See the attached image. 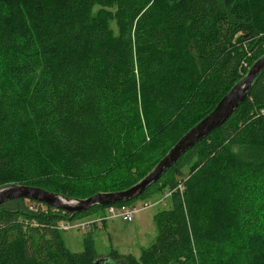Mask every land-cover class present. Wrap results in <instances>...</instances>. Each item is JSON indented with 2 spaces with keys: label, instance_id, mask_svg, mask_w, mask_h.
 Here are the masks:
<instances>
[{
  "label": "trees",
  "instance_id": "16d2710c",
  "mask_svg": "<svg viewBox=\"0 0 264 264\" xmlns=\"http://www.w3.org/2000/svg\"><path fill=\"white\" fill-rule=\"evenodd\" d=\"M263 54L264 0H0V187L129 188ZM155 193L171 206L153 214L152 242L109 261L264 264V72L221 126L115 205ZM100 210L0 204V264H93L98 226L80 251L59 226Z\"/></svg>",
  "mask_w": 264,
  "mask_h": 264
},
{
  "label": "water",
  "instance_id": "95a60500",
  "mask_svg": "<svg viewBox=\"0 0 264 264\" xmlns=\"http://www.w3.org/2000/svg\"><path fill=\"white\" fill-rule=\"evenodd\" d=\"M264 72V54L249 66L244 76L227 91L215 107L188 129L166 152L158 163L138 182L118 192L96 193L83 199H72L41 188L11 184L0 187V204L15 198L34 200L67 214L84 212L93 206H108L127 202L141 193L172 166L187 150L221 126L234 109L248 96L255 79ZM93 264H112L107 258H98Z\"/></svg>",
  "mask_w": 264,
  "mask_h": 264
},
{
  "label": "rangeland",
  "instance_id": "374dc122",
  "mask_svg": "<svg viewBox=\"0 0 264 264\" xmlns=\"http://www.w3.org/2000/svg\"><path fill=\"white\" fill-rule=\"evenodd\" d=\"M115 33L113 24H110ZM3 75V68L0 64V76ZM244 158L258 157L259 150H240L233 148ZM143 202L153 204L149 207L139 209L131 221H123L121 218H107L100 223L99 227L93 228L92 238L96 257H107L111 249H116L120 254H132L138 257L140 251L147 247L155 237L156 227L152 216L154 213L167 209L171 206L169 197H164L161 193H155L137 199L133 204L139 207ZM105 210H100L90 214L93 219L97 216H104ZM88 218V219H89ZM71 223L74 222L70 220ZM88 229L71 228L61 230L62 240L65 246L71 251H80L83 248V235ZM112 264H117L112 262Z\"/></svg>",
  "mask_w": 264,
  "mask_h": 264
},
{
  "label": "built area",
  "instance_id": "2783aa9c",
  "mask_svg": "<svg viewBox=\"0 0 264 264\" xmlns=\"http://www.w3.org/2000/svg\"><path fill=\"white\" fill-rule=\"evenodd\" d=\"M153 204H148L143 202L139 207L134 204H121V205H111L105 208L104 216H99L93 219L88 220H74L71 222H62L59 226V230H68L71 228L79 229H89L90 226L95 223L96 226H100V223L106 220L107 218H121L123 221H131L135 213L142 208L149 207Z\"/></svg>",
  "mask_w": 264,
  "mask_h": 264
},
{
  "label": "bare ground",
  "instance_id": "6f19581e",
  "mask_svg": "<svg viewBox=\"0 0 264 264\" xmlns=\"http://www.w3.org/2000/svg\"><path fill=\"white\" fill-rule=\"evenodd\" d=\"M247 70H248V69H247ZM246 72H247V71H246ZM114 205H115V204H114ZM108 206H111V205H108ZM108 206H105V208L108 207Z\"/></svg>",
  "mask_w": 264,
  "mask_h": 264
}]
</instances>
